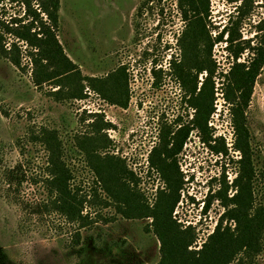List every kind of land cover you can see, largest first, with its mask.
I'll use <instances>...</instances> for the list:
<instances>
[{"label": "rangeland", "instance_id": "1", "mask_svg": "<svg viewBox=\"0 0 264 264\" xmlns=\"http://www.w3.org/2000/svg\"><path fill=\"white\" fill-rule=\"evenodd\" d=\"M242 1L208 0V12L202 15L203 35L193 41L200 65L210 66L213 64L207 63L212 61L217 66L215 112L208 126L211 144L221 154L205 144L200 130L193 127L190 86L185 87L175 73L184 57V32L194 20L193 14L185 20L180 0H60L56 34L65 54L77 65L82 99L67 98L69 88L64 85L60 90L54 83L36 87L25 45L23 69L0 57V264H159L161 242L154 231V219L123 213L126 207L103 190L88 156L78 150L79 141L95 136L105 141L97 156L123 162L134 175L129 188L150 209L161 193L169 192L166 177L179 182L172 219L182 230L194 231L195 242L189 250L202 249L225 212L216 195L232 198L236 194L233 182L241 154L234 147L222 76L233 62L225 32L237 20ZM31 2L38 9L37 1ZM0 8L7 23L29 20L23 0H0ZM262 20L264 0H255L240 25L243 42H256V26ZM222 33L223 40L217 41ZM12 40L16 39L9 37V42ZM250 56L245 51L239 62ZM206 77V71L198 75L199 88ZM246 117L255 163L262 170L264 70ZM107 124L111 127H105ZM98 127H102L100 134L95 132ZM42 129L57 132L65 149L64 160L73 172V185L86 198L84 214L92 224L80 231L78 246L72 238L76 225L66 224L55 214L26 212L14 202L5 182L7 170L20 163L29 177H45L47 152L32 141ZM182 131L187 137L181 150L166 160L164 170L155 167L152 159L163 139L173 149ZM255 192L257 201L264 204L261 182L255 185ZM21 194L31 204L47 197L42 183H25ZM232 264H239L238 260ZM245 264H264V247L252 263Z\"/></svg>", "mask_w": 264, "mask_h": 264}, {"label": "trees", "instance_id": "2", "mask_svg": "<svg viewBox=\"0 0 264 264\" xmlns=\"http://www.w3.org/2000/svg\"><path fill=\"white\" fill-rule=\"evenodd\" d=\"M38 9H34L31 0H23L26 7L25 20H14L7 23L4 20L3 8H0V57L10 61L18 69L22 68V47L25 45V57L34 66L33 77L36 87L54 83L56 88L68 87L66 97L82 99L81 81L76 77L77 65L74 64L58 40L56 31L59 28L60 0H36ZM207 2V3H206ZM255 0H243L237 8V20L226 30L227 51L233 62L227 74H223L224 99L230 107L235 136V149L241 154L238 162L239 172L233 182L236 194L229 198L227 195H216L222 201L225 212L220 217L213 234H211L202 249L191 251L189 248L195 242L192 228L182 230L172 219L174 208L179 200V182H172L166 177L169 192L161 193L153 209H150L138 194L131 190L128 184L134 181V175L128 172L126 166L116 158H101L97 152L105 145L102 137L84 139L77 143L79 151L86 153L88 161L103 183V190L114 197L127 212L138 218H153L155 234L161 242V260L159 264H232L238 260L239 264L246 261L252 263L264 247V204L257 201L255 185H264V168L260 170L255 163V152L252 150L250 131L247 126L246 113L250 107L255 86L264 70V20L257 26L256 42L251 39L243 42L240 25L250 15ZM184 10L185 20L189 14L194 15L191 26L183 35V61L177 64L176 74L185 87H189L190 104L195 109L193 127L200 130L202 140L217 154L209 132V120L215 112V87L213 79L217 74L216 63L202 66L194 54L199 35H203L204 26L202 15L208 12V0H180ZM185 6V8H184ZM9 37L16 40L9 42ZM222 33L217 41H222ZM252 43L254 44L252 46ZM212 44L207 51L211 55ZM245 51L251 56L244 62H239ZM176 65V62H173ZM196 71L192 75V71ZM204 71L207 77L199 88L198 75ZM212 85V88L209 87ZM71 91V92H70ZM57 93V92H56ZM115 103V102H114ZM123 105V104H122ZM126 106V105H123ZM105 127H111L107 124ZM96 133L100 134L102 127ZM184 131V130H183ZM183 131L176 137V145L169 149V142L163 139L160 151H155L152 163L164 170L167 159L174 157L181 150L186 136ZM32 141L44 146L47 152V164L44 169L45 177L31 176L22 163L7 170L5 182L16 204L26 212L34 215H58L67 224L76 225L72 238L74 245H80V231L90 224L89 215L84 214L86 198L81 196L80 189L73 185L74 176L68 167L65 149L56 131L42 129L33 136ZM38 185L42 183L46 190L45 200L31 204L24 199L21 188L25 183ZM221 191V190H220ZM226 194V192H225ZM33 206V207H32ZM124 209L121 208V211ZM131 215L128 214V217ZM61 226V224H60ZM63 226V225H62Z\"/></svg>", "mask_w": 264, "mask_h": 264}]
</instances>
